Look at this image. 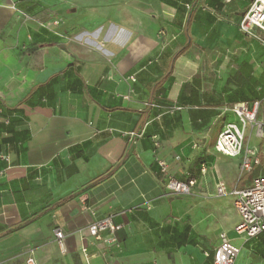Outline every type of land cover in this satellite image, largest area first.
Wrapping results in <instances>:
<instances>
[{
    "label": "crops",
    "instance_id": "0c3cea01",
    "mask_svg": "<svg viewBox=\"0 0 264 264\" xmlns=\"http://www.w3.org/2000/svg\"><path fill=\"white\" fill-rule=\"evenodd\" d=\"M251 2L0 0V264H213L221 235L264 264V233L237 235L215 192L264 179V143L243 181V154L214 149L231 105L264 119V45L238 28ZM168 177L195 184L170 195ZM106 217L111 245L88 234Z\"/></svg>",
    "mask_w": 264,
    "mask_h": 264
},
{
    "label": "built area",
    "instance_id": "2783aa9c",
    "mask_svg": "<svg viewBox=\"0 0 264 264\" xmlns=\"http://www.w3.org/2000/svg\"><path fill=\"white\" fill-rule=\"evenodd\" d=\"M189 9V6L186 5ZM57 24V22L55 23ZM239 31L246 37L255 39L264 45V0H252L247 11L243 14L239 25ZM134 82V79H131ZM260 103L255 101L248 103H235L228 111L235 117V121L226 123L216 138L214 149L217 153L234 158L243 154L240 170L250 172L254 166L260 164L256 157L257 151L264 143V119L259 120L258 110ZM182 107H172L170 112L181 111ZM129 138H138L141 134L125 133ZM153 145L157 149L159 143L153 136ZM160 171L167 174V165L164 161H158ZM207 168L204 164L200 167V173L205 175ZM195 184L194 179L185 182L168 177L166 188L170 195H187ZM217 196L230 195L233 205L240 216V221L235 227V233L245 239H253L264 233V179H255L250 187L244 190L227 191L226 187L219 183L215 187ZM121 225H115L110 217L93 222L88 227V234L97 242L106 245L116 243V233ZM127 227V230H130ZM54 236L62 248L63 233L55 230ZM239 250L231 245L225 235L220 236V244L213 254V264H234ZM82 255L88 264L89 256L85 250ZM208 256V255H206ZM26 264H35L33 258H29Z\"/></svg>",
    "mask_w": 264,
    "mask_h": 264
},
{
    "label": "rangeland",
    "instance_id": "374dc122",
    "mask_svg": "<svg viewBox=\"0 0 264 264\" xmlns=\"http://www.w3.org/2000/svg\"><path fill=\"white\" fill-rule=\"evenodd\" d=\"M257 175L256 171H252L249 173H246L242 177L243 180H249ZM235 264H263L262 259L260 257H257L256 255H248L244 258V255L241 254L239 257L236 258Z\"/></svg>",
    "mask_w": 264,
    "mask_h": 264
},
{
    "label": "trees",
    "instance_id": "16d2710c",
    "mask_svg": "<svg viewBox=\"0 0 264 264\" xmlns=\"http://www.w3.org/2000/svg\"><path fill=\"white\" fill-rule=\"evenodd\" d=\"M263 234V233H262Z\"/></svg>",
    "mask_w": 264,
    "mask_h": 264
}]
</instances>
